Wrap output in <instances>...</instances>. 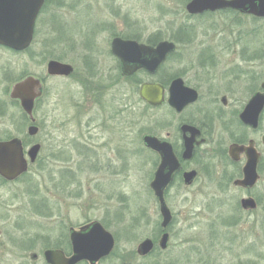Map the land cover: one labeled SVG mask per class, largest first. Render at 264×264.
I'll list each match as a JSON object with an SVG mask.
<instances>
[{"label": "rangeland", "instance_id": "obj_1", "mask_svg": "<svg viewBox=\"0 0 264 264\" xmlns=\"http://www.w3.org/2000/svg\"><path fill=\"white\" fill-rule=\"evenodd\" d=\"M183 1L48 0L36 25L34 43L27 54L31 72L35 76L43 74L46 77L47 64L52 60L71 64L76 73L69 79H48L46 99L39 104L35 113L38 124H43L47 113L56 120L65 115L64 119L71 121L70 132L66 133L69 146L73 149L74 145H84L83 134L87 136V132L82 129V119L84 121L88 117H78L80 108H85V111L88 108V100L82 99L86 92L84 87L88 89L90 80L96 79L95 76L102 80L115 79V72L108 73L105 68L106 71H92L95 65L106 68L112 65L108 57L99 54L106 43L105 35L159 32L163 40L171 39L175 36V27L187 22L185 15L180 18L176 16V10L181 8ZM222 19L228 24L229 21L220 15L193 21L197 28L195 41L199 44L188 47L184 41L182 49L188 51H183L181 57L168 62L161 79L181 77L187 84H261L264 81V21H257L255 25L257 44L262 53L259 51L256 62L252 63L248 62V55L243 51L223 48L219 35L225 32L220 26ZM90 34L95 40H89ZM244 41L236 43L243 48ZM206 47L217 55L224 70L233 64L241 67L235 73L236 78H229L228 71L222 77L208 72L206 64L210 61L202 54ZM26 60V55L18 57L17 69ZM250 69L255 72L254 79L250 76ZM125 87L128 99L121 104L118 99L120 94H116L115 88L110 90L108 84H92V118L96 119L94 125L98 133L100 124L112 118L113 132L111 135L107 132L100 134L103 136L100 141L107 144L111 138L117 146L121 141L120 119L123 117L127 124L126 174L121 175L118 161L113 169L117 175L112 174L109 180H103L107 184L103 189L102 182H92L94 175L90 160L85 158L84 153L79 155L73 150L71 153L65 152L63 156L47 146L40 163L15 185L16 212L11 216H0V229L3 231L0 242L6 244L8 249L11 247L8 242L12 240L27 242L22 249L31 254L40 251L45 244L43 241H47L49 247H55L68 227L90 224L98 215L105 213L109 215L105 217L108 230L117 242L116 254L106 264H122L121 255L135 251L143 240L154 237L161 239L164 231L159 203L149 190L157 158L144 149L141 136L152 130L158 119L161 128L158 133L165 137L168 132H174L169 126L174 120L167 105L159 110L147 109L139 101L134 85L127 84ZM81 103H84L83 107H79ZM17 116L19 119L18 113ZM257 138L259 141L261 137ZM37 139L42 141V134ZM69 146L66 145L65 149L68 150ZM100 153L105 154V151ZM44 157L49 160L45 168L42 165ZM212 166L216 172L219 168L223 169L215 161H212ZM228 171V174L235 172L232 168ZM204 173L192 188L172 189L167 195V204L175 215L167 229L169 245L166 250L159 248L144 261L145 264H264V171L253 192L259 201V208L253 214L233 208V204L237 206V200L233 202L231 198L237 199L238 190H228L217 173L213 179L204 176ZM65 176L75 178V181L63 179ZM100 188L110 193L109 200L99 198ZM221 202L225 205L220 206ZM221 215L227 216L226 222L230 224L226 225L229 226L224 227L217 222ZM22 249L9 254L0 248V257H3L0 264H27L28 254ZM21 257L25 259L20 260ZM31 264L36 263L32 261Z\"/></svg>", "mask_w": 264, "mask_h": 264}, {"label": "flooded vegetation", "instance_id": "obj_2", "mask_svg": "<svg viewBox=\"0 0 264 264\" xmlns=\"http://www.w3.org/2000/svg\"><path fill=\"white\" fill-rule=\"evenodd\" d=\"M193 1L194 0H184L182 6H180L181 8L176 10V16L178 15L177 18L185 15V19L187 22L180 23L175 27V36H173L171 39L163 40L159 32H145L136 34H127L124 32H120L105 35L106 38L104 40H106V43L104 49H100L99 54H103L104 56L108 57L112 65L107 68L102 65H98L97 67L95 65L92 67V71L97 72L107 70L108 73L113 71L115 72V79L102 80L100 77L95 76L96 79L90 80L88 89L83 86L86 92H84V97L82 99L88 100V108L86 109V111L85 108H80L78 117H81V119L85 116L88 117L84 121L82 119V129H84V131L86 130L87 136L83 134L84 139H82V143L84 145H74L73 149L71 148V146H69L70 142L68 143V136H66V133L69 134L70 132V119H64V115V117L62 116L61 118L56 120L52 117L50 118V115H48L47 113L44 117L43 124L39 125L35 117V113L38 110L39 104H41V102L46 99L48 79L50 77H57L62 80L65 78L69 79L76 73L75 67L71 64H67L72 66L73 68V72L70 75H50L48 70L49 63L46 67V77H44L43 74L35 76L31 72L30 59L28 58L27 54L34 43L36 35V25L41 17V13L44 12L46 8L48 0H44V4L39 12L34 29V37L29 47L24 50H16L4 45H0V143H7L15 139L20 140L24 158L28 163L27 171L15 179H7L0 174V216H11L16 212L15 185L18 181L25 178L28 175L29 171L35 165L40 163L42 152L44 148H47V146L50 149H55V152L58 151L62 153L63 156L65 152L71 153L73 150H75V152L79 155L81 153H84L85 158L90 160L92 175H94L92 177V182H102L100 184L103 185V189H105L107 185L103 180H109V178L112 177V174L117 175L116 172H113V169L114 164L118 163V161L121 164V175L126 174V154L128 152L127 124L122 117L120 119V145L115 146L111 138L109 139V141L107 140V144L100 141V139L103 137L100 134H102L103 132H107L111 135V133L113 132L111 128L112 118L110 117L106 122L100 124L101 126H99V133L95 130L96 127L94 125V122L96 121V119L92 118V84H108L110 90L115 88L116 94H120V98L118 99L120 100L121 104H123V101L127 102L128 99L125 86H127V84H132L134 85V88H136V93L138 95L139 101L145 104L147 109L159 110L164 105L168 106L169 111L171 112V116L174 120V122L170 123L169 126L170 129H174V132H168L165 137H162L160 133H158L159 130L161 131V128H159L160 120L156 119L152 130H145L146 133H142L141 136V142L144 149L148 150L157 158V167L155 172L157 171L161 163V156L157 151H154L145 145L144 138L146 136H152L161 142L170 144L173 149V153L180 164L179 171L174 175L173 181L165 190L166 202L167 195L171 193L172 189L188 190L195 185L197 180L200 178L201 173L203 174L205 172L206 175L204 176L210 179H213V175L217 173L218 175H220L221 183L224 186H227L228 190L232 188L233 190H238L240 192L236 197L237 199L231 198L233 202L234 200H237L238 207L236 206V204H233V208L249 214H253L258 210L259 201L253 196V192L259 185L262 178V173L264 171V149L262 148V145H264V132L262 131V123L264 121V105L259 114L258 126H254L245 121V111L253 98H255L257 95L264 96V81L261 84H187L186 81L181 77H176L171 80H163L161 79V77L162 72L165 71V66L169 61L174 60V58L178 59V57L182 56L181 54L183 51H188L182 49L181 45H184V41L186 42L188 47L199 44L195 41L197 36V28L196 24L193 23V21L203 20L205 17H211L214 15L223 16L229 21L228 24H226L222 19L223 22H221L220 25L223 27V31H225L219 34L221 37L220 40L221 42H223V44H221L223 48L232 49L233 51H235L236 49L237 51L241 50L245 55H248V62L255 63L257 53L259 51L262 53V49L258 48V38L257 32H255V25L257 21H264V17L256 16L253 12L250 11V8L240 10L226 7L218 8L216 10H204L202 12L192 13L188 10V6L193 3ZM91 34L89 40H95V38L92 39ZM97 36L98 35H96L95 37ZM118 39L123 41L137 42L140 45H145L151 48H156L161 42L168 41L175 45V50L172 53L168 54L166 60L156 71L152 72L145 67L138 66L137 69L132 71L130 74H125L123 60L118 57L113 51L114 42ZM236 41H244L243 48L240 46V44L238 45V42L236 43ZM209 49L211 48L206 47V49L202 52L203 56L205 58H208V60L210 61V63L206 64V68L209 70L208 72L211 71V73H214L216 76L222 77L224 73L228 71L227 73L230 74L229 78H236L235 73L239 72L241 67L238 64H233L232 66L227 68L228 70H224L222 66L223 64L221 65L220 63V59H218L217 55L213 54V51H211L212 49ZM22 55H26L27 60L25 61V64L21 66V68L17 69V58L21 57ZM148 59H150L151 61L152 57H146L144 60ZM244 60L246 59L244 58ZM130 66L133 67L136 65L132 63V65ZM103 68H105L106 70H104ZM252 71L253 70L250 69V76H253L255 73ZM31 78H35L38 81L37 84H40V96L35 100L32 116L24 110L21 100L13 97L12 95L15 87L18 84L24 83ZM177 78H180L184 81L183 87L185 89L192 90L197 95V99L194 102L184 106L181 110H177L169 104V99L171 97L170 90L173 86V84L171 83L174 79ZM145 85L163 87V103L161 105L153 106L144 99V97L141 95V91L142 87ZM94 91L96 92V89ZM96 99L100 102L97 97ZM83 105L84 103H81L79 104V107H83ZM17 113L19 115V119ZM106 125H108L109 128ZM33 127L37 128V132L35 135H32L30 131ZM39 134H42L43 136L42 141H38L37 139ZM258 136L261 137L259 141L257 138ZM189 144H192L190 158L186 157L188 154L187 145ZM36 145L40 146V150L35 161H32L29 155V151ZM66 145L67 147H70L68 150L65 149ZM102 150L105 151V154L100 153ZM256 154L258 155V162L256 166L258 180L252 187L242 185L240 182L245 181L246 179V169L251 156L256 157ZM46 157L50 159L49 156ZM46 157H44L45 159L42 160L43 168L47 167V165L49 164V160ZM52 158H54V155L52 156ZM212 161L220 163L223 169L219 168L217 172L215 170H212ZM204 168L205 171L203 170ZM229 168H232V170L235 172L232 174H228ZM220 170H223L224 172L218 173ZM155 172L153 175V179L155 176ZM190 172H196V176L193 179L192 183L187 184L185 181V174ZM63 179H72L73 182L75 181V178H71L69 176H65ZM152 181L150 182L149 190L155 197V194L151 189ZM98 190L100 192L99 198H102L104 200H109V198H111L109 192L103 191L101 188ZM247 200H253L255 202V208L247 206L246 203H244V201ZM219 204L220 206L225 205L223 202ZM158 205L160 211V204ZM171 213L173 222L175 215L172 211ZM105 217L107 218L109 217V215L106 213L103 216L98 215L97 218L93 219L90 224L99 223L107 232L111 233L108 230L109 226ZM226 217L227 216L225 215H221V217L217 219V222L221 225H224V227L229 226L226 225V223L230 224V222H226ZM90 224L78 227H68L66 234H64V236L58 242H56L57 246L49 247V245L46 244L47 241H43L42 243L45 244L41 247L40 251L32 254L31 252L28 253L27 250L22 249V247H24L27 242L22 243L12 240L8 242V245L11 246L9 247V249L6 244L0 242V248H2V251L4 253L9 254H15L16 249H22L23 252H26L28 254L27 264H31L32 261L36 264L38 262H40L41 264H50L48 261L47 252L49 250H52L57 252L58 260L61 263H64L65 260L73 258L76 254L74 244L71 240L72 232H80L82 230L84 231V229H87ZM89 229L91 228L89 227ZM2 236L3 231L0 229V238ZM150 239L155 243V247L148 255H140L138 253L137 247L135 251L130 250L121 255L122 264H145L144 261L146 259L159 251L158 246L160 238L157 239L154 237ZM116 245L117 242L115 239L114 248L108 256L102 257L97 261H95L94 259H92V261L82 260L76 264H106L110 260V258H112L116 254ZM22 259H25V257L20 258V260ZM2 260L3 257H0V262Z\"/></svg>", "mask_w": 264, "mask_h": 264}, {"label": "water", "instance_id": "obj_3", "mask_svg": "<svg viewBox=\"0 0 264 264\" xmlns=\"http://www.w3.org/2000/svg\"><path fill=\"white\" fill-rule=\"evenodd\" d=\"M44 4V0H0V45H4L16 50H24L31 44L34 36V28L39 12ZM231 7L245 10L250 8L258 17H264V0H194L188 6L192 13L202 12L204 10H216L218 8ZM175 50V45L168 41L161 42L158 47L151 48L140 45L133 41L116 40L113 45L114 53L123 60L124 73L130 74L138 66L145 67L150 71H156L166 60L168 54ZM146 57H152L144 60ZM143 58V60H142ZM134 63L136 66L131 67ZM49 74L53 76H68L73 72L70 65L62 64L58 61H50L48 65ZM35 78H31L24 83L18 84L14 91L13 97L21 100L24 110L33 115L35 100L40 96V84ZM171 88V97L169 104L181 110L184 106L194 102L197 95L194 91L185 89L184 81L180 78L174 79ZM163 87L145 85L142 87L141 95L153 106H159L163 103ZM264 105V96L257 95L251 100L245 111V121L258 126L259 114ZM31 134L35 135L37 128L33 127ZM145 145L157 151L161 156V163L155 172L154 179L151 183L155 197L160 204V213L162 216V229L165 231L159 241V247L166 250L170 241V234L167 232L172 222V213L169 209L166 199L165 190L173 181L174 175L179 171L180 164L177 161L170 144L161 142L152 136L144 138ZM188 146L190 158L192 144ZM40 150L36 145L29 151L32 161H35ZM258 155L251 156L246 169V179L240 182L245 186H254L258 180L256 166ZM28 169V163L24 158L23 149L20 140L15 139L7 143H0V174L7 179H15ZM196 172L185 174L187 184L192 183ZM247 206L255 208L253 200L244 201ZM93 225V229H92ZM89 227L91 229H89ZM87 229L77 232L73 231L71 240L74 244L76 254L73 258L61 263L58 260L57 252L49 250L47 252L50 264H76L82 260L95 261L102 257L108 256L114 248L115 239L113 235L107 232L99 223L90 224ZM155 247L151 239H146L138 246L140 255H148Z\"/></svg>", "mask_w": 264, "mask_h": 264}]
</instances>
